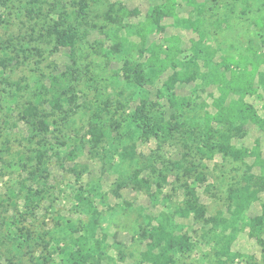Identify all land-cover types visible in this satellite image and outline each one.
<instances>
[{
  "label": "rangeland",
  "instance_id": "rangeland-1",
  "mask_svg": "<svg viewBox=\"0 0 264 264\" xmlns=\"http://www.w3.org/2000/svg\"><path fill=\"white\" fill-rule=\"evenodd\" d=\"M244 1L0 0V264H68L65 252L76 236L70 226L89 219L75 201L79 193L98 212L99 264H147L144 235L158 224L189 241L174 264H264L246 226L261 215L264 192L240 221L230 222L229 191L243 184L253 159L235 161L217 150L203 158L197 151L216 86L196 80L168 90L171 66L160 75L134 74L153 43L176 47V60L191 57L195 43L210 49L214 63L258 59L264 0ZM120 7L130 15L117 24L107 15L119 18ZM55 27L69 33L71 47H56ZM143 27L153 31L142 39ZM64 90L61 111H53L48 102ZM172 93L177 104L170 103ZM246 100L262 117L264 99ZM29 103L46 114L45 128L23 120ZM143 117L163 130L143 133ZM93 122L105 134L98 146L88 133ZM227 135L236 148L250 150L258 141L264 157V130L255 123ZM190 165L195 172H187ZM135 172L147 189L131 180ZM187 185L196 189L203 220L183 213ZM219 215L227 221L216 228L210 219ZM216 234L234 237L230 259L221 258Z\"/></svg>",
  "mask_w": 264,
  "mask_h": 264
},
{
  "label": "trees",
  "instance_id": "trees-1",
  "mask_svg": "<svg viewBox=\"0 0 264 264\" xmlns=\"http://www.w3.org/2000/svg\"><path fill=\"white\" fill-rule=\"evenodd\" d=\"M248 1L245 0L244 2ZM111 9L112 7L109 8V10ZM115 13L119 18L112 17L111 14L107 16L109 20L117 24H122L123 16L130 15V12L124 7L118 8ZM152 31V28L143 27L138 32L143 39L147 32L151 33ZM53 33L55 34L54 41L57 48L72 46V37L68 32L55 27ZM176 50L177 48L174 46L163 50L161 45L151 44L149 47V58L145 63L135 65L134 74H138L137 77L142 78V72L147 70V73H152L153 76L160 75L171 66L173 72L166 81L168 90L173 88L177 83H191L196 80L203 81L207 86H216L218 95L213 97L211 103L213 112L205 113L201 140L197 151L203 158L211 157L214 151L217 150L223 156H228L235 161H241L245 157L253 159L251 166L246 165V171L242 177L243 184L230 189L228 194L231 208L230 222L236 223L242 219L245 210L258 200L259 194L264 192V157L260 151L258 141L254 143L250 150L236 148L230 144L231 136L227 134L232 131H241L244 124L250 121L264 130V103L261 106L263 113L261 117L257 108L246 100L252 96L264 99V55H261L256 60L239 57L236 60L228 59L222 63H214L213 53H211L210 49L201 48L199 44L195 43L191 46L192 55L187 59L176 60ZM40 89L36 99L38 104L42 100L41 91L45 92V87L41 86ZM61 93L65 94L66 91L54 94L48 102L53 111H61ZM169 100L171 104H177L173 93ZM134 116L141 119L142 110L137 109ZM45 117L46 114L39 112L38 105L32 103H29L22 113L23 120L33 127L45 128V125H47ZM142 119H146V122H142L143 126H141L143 133L150 135L151 133L163 130L160 123H151L146 117ZM88 133L91 135L92 143L95 146L102 143L105 137L102 128L96 122H93L89 126ZM38 154L40 156V153ZM254 168L258 169L257 174L252 172ZM187 172H195V166L190 165ZM196 179L202 181L203 174L201 172L197 173ZM131 180L141 189L148 188L146 181L138 179V172L133 173ZM185 194L186 201L183 213L203 220L204 208L200 205L196 189L187 185L185 186ZM75 201L77 204L84 206L89 219L86 226L81 228L70 226L76 236L73 237L72 245L65 252L67 263L93 264L94 261V264H99L98 259L102 258V242L95 235L98 212L92 202L82 196L81 193L75 196ZM210 221L217 228L227 220L219 215L216 218L210 219ZM246 226L249 228L248 236L256 238L264 251V242L259 235L264 232V205L262 206L261 215L252 218ZM144 236L149 241L142 255L143 262L147 264H174V255L178 251L189 248V241L185 235H176L167 231L162 224L152 227ZM216 236L219 235L216 234ZM219 237V243H221L219 253L221 258L230 259V246L234 237L225 234H220ZM220 261L223 263L225 260L220 259Z\"/></svg>",
  "mask_w": 264,
  "mask_h": 264
}]
</instances>
